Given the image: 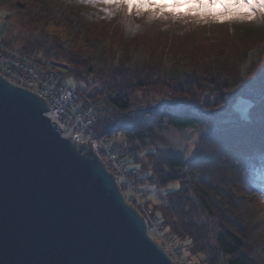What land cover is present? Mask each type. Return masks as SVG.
<instances>
[{
	"label": "trees",
	"instance_id": "trees-1",
	"mask_svg": "<svg viewBox=\"0 0 264 264\" xmlns=\"http://www.w3.org/2000/svg\"><path fill=\"white\" fill-rule=\"evenodd\" d=\"M5 10L31 32L21 51L66 66V75L84 85L78 96L96 110L95 132L110 139L121 134L119 161L138 170L132 181L141 197L148 189L138 184L155 192L152 211L162 233L195 264H261L236 200L264 188V51L244 69L248 52L264 43V25L145 14L142 30L127 37L123 21L102 18L99 6L76 0H0V15ZM0 43L11 46L5 38ZM139 53L147 58L134 61ZM168 56L176 62L171 68ZM240 98L251 102L247 116L236 109ZM161 117L180 121L170 130L197 132L199 163L173 144L157 147ZM150 149L155 154L140 155ZM177 183L178 191L169 188Z\"/></svg>",
	"mask_w": 264,
	"mask_h": 264
},
{
	"label": "water",
	"instance_id": "water-1",
	"mask_svg": "<svg viewBox=\"0 0 264 264\" xmlns=\"http://www.w3.org/2000/svg\"><path fill=\"white\" fill-rule=\"evenodd\" d=\"M0 76V264H175L91 144Z\"/></svg>",
	"mask_w": 264,
	"mask_h": 264
},
{
	"label": "rangeland",
	"instance_id": "rangeland-1",
	"mask_svg": "<svg viewBox=\"0 0 264 264\" xmlns=\"http://www.w3.org/2000/svg\"><path fill=\"white\" fill-rule=\"evenodd\" d=\"M79 1V0H76ZM89 5V4H88ZM91 7L95 8L99 6L101 9V17L106 18L111 21H117L122 23L124 22V30L125 35L127 37H133L134 35H137L142 29V26L144 25V22L148 20V18L141 19V16L136 15H127L126 11L124 9H119L113 11L111 14L109 12L103 11L102 8L104 6L102 5H90ZM7 11V12H6ZM123 13H120V12ZM8 10H5L0 15V42L3 38L11 41V46L15 48L21 47L26 40H30L31 38V32L29 29L23 28L19 23L17 18L14 17V13H10V17L5 16L7 14ZM84 16L91 20V15L87 12H84ZM264 51V43L259 42L257 43L251 51L247 54V62L244 64V69H246L252 61L257 60V57L260 56V54ZM147 58L146 54L139 53L134 58V61H142ZM166 67L171 68L176 62L172 56H168L166 59ZM64 84L69 87L70 89H78L83 88L81 86V83H78L75 81L71 75L64 76ZM81 103V100L78 101ZM251 102L249 100H246L244 98H240L236 104V109L243 115L247 116L248 108L250 107ZM169 135L173 136L174 139L172 141L173 146L184 156L188 157L185 153V147L187 144L191 142V140L197 139V132H185V131H176L171 130ZM83 139H79L78 144H91L98 154V156L101 158L103 163L106 166V169H108L111 173L116 175L118 177L119 173L116 168V165L113 163L111 164L110 157L107 158L106 153L100 148L97 147L96 143H85L84 137ZM191 138V140L189 139ZM74 143H77L76 140H73ZM102 151V154L100 153ZM119 165V164H117ZM116 168V169H115ZM260 175L262 180H264V163L261 165L260 169ZM120 179V178H118ZM119 183L124 188L125 183L123 181L119 180ZM138 186L146 190L148 189V195L145 197H141L140 194H138L141 198V201L139 202L141 205L143 204L145 207H148L150 211V217L146 216L141 207L139 208L140 204L133 203L132 197L135 200L137 197L132 192H126L125 196L127 197V202L131 206H133L145 219L147 223V227L149 229V235L157 242V244L165 251V253L172 259V261L175 264H195L194 259L190 258L186 253L182 252V249L177 247L175 245V242H171V239L169 235L162 231H164L157 223V219L154 216V213L157 215L158 211L154 209V213L152 211L153 203H154V193L150 188V186L146 185L142 187L140 184ZM263 192H260V194H257L255 192H247V193H239L237 194V206L241 212V215L243 217V220L249 225V230L247 234L248 243L253 248V256L254 258L260 262L261 264H264V197L262 194H264V188H262ZM148 200V205L146 204V201ZM135 202V201H134ZM138 202V201H137ZM143 213V214H142ZM159 216V215H157ZM154 220V222H153ZM156 220V221H155ZM169 237V238H167ZM181 250V252H180Z\"/></svg>",
	"mask_w": 264,
	"mask_h": 264
},
{
	"label": "built area",
	"instance_id": "built-area-1",
	"mask_svg": "<svg viewBox=\"0 0 264 264\" xmlns=\"http://www.w3.org/2000/svg\"><path fill=\"white\" fill-rule=\"evenodd\" d=\"M62 71L53 62L41 63L17 49L0 44V76L15 86L34 94L43 95V99L49 105L47 116L49 115L52 122L54 120L59 122L62 130L61 134L65 138H70L72 141L76 140L78 143L79 139L84 137L85 143H96L97 147L106 153L107 158L110 157L111 164L116 165L120 177L115 172L113 174L107 170L114 175L125 200L127 201L126 192H132L139 199L135 200L132 197L133 203L138 204L141 201V197L138 195L139 192L132 181V178L138 175V170L127 171L120 163L119 155L116 151L117 147L119 148V146L123 145L121 134L116 133L110 139L101 137L94 131L95 108L93 106L83 107L78 104V95L65 86L62 81ZM57 108H59V111H57ZM51 117L53 118L51 119ZM100 153L102 154V151ZM119 180L125 183L124 188L119 183ZM140 207L143 213L150 217L148 207L143 204H140ZM169 237L171 242H174L171 236Z\"/></svg>",
	"mask_w": 264,
	"mask_h": 264
},
{
	"label": "snow or ice",
	"instance_id": "snow-or-ice-1",
	"mask_svg": "<svg viewBox=\"0 0 264 264\" xmlns=\"http://www.w3.org/2000/svg\"><path fill=\"white\" fill-rule=\"evenodd\" d=\"M79 2L89 5H102L104 6L102 10L110 14L115 10L124 9L129 16L147 14L152 19L175 20L193 24L252 23L264 25V0H79ZM34 99L43 105L40 111L41 116L46 111L43 95L36 93ZM178 123L180 121L161 117L159 129L155 130L156 145L159 149L163 150L166 144L169 147L172 146L174 137L168 134L171 131L169 125L175 126ZM52 126L54 128L60 127L57 121H53ZM189 139L191 140V138ZM198 145L199 138L191 140L184 150L194 164L199 163L201 159V153L197 150ZM148 154H155V149H150L148 153L141 152L140 155L143 157ZM135 167L139 168V165ZM180 187L179 183L169 185L170 189L177 191ZM164 194L168 195L169 192L165 191Z\"/></svg>",
	"mask_w": 264,
	"mask_h": 264
},
{
	"label": "bare ground",
	"instance_id": "bare-ground-1",
	"mask_svg": "<svg viewBox=\"0 0 264 264\" xmlns=\"http://www.w3.org/2000/svg\"><path fill=\"white\" fill-rule=\"evenodd\" d=\"M47 115V114H46ZM48 117H49V115H48ZM53 117H51V119H52ZM51 121V123H52V120H50ZM55 121V120H54ZM62 135V134H61ZM62 137H64L65 138V136L64 135H62ZM68 139H70V138H68Z\"/></svg>",
	"mask_w": 264,
	"mask_h": 264
}]
</instances>
